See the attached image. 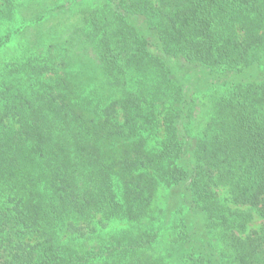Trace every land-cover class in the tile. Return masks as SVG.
<instances>
[{"label": "trees", "instance_id": "obj_1", "mask_svg": "<svg viewBox=\"0 0 264 264\" xmlns=\"http://www.w3.org/2000/svg\"><path fill=\"white\" fill-rule=\"evenodd\" d=\"M0 29V264H264V0H0Z\"/></svg>", "mask_w": 264, "mask_h": 264}, {"label": "rangeland", "instance_id": "obj_2", "mask_svg": "<svg viewBox=\"0 0 264 264\" xmlns=\"http://www.w3.org/2000/svg\"><path fill=\"white\" fill-rule=\"evenodd\" d=\"M54 22H55V20H52L48 24H51V23H54ZM0 31H1V29H0ZM15 46H16V44L13 43L9 47L5 48L4 51L0 52V59L1 58H8L10 55H12L13 54V47H15ZM15 52L16 51L14 50V53ZM205 102H206V98L199 97V103H198L199 104V109L197 110L196 118H195V121H194L195 126L197 128H200V127L203 126V119H205V115H206V113H205V108L206 107H205V104H204ZM161 206H162V203H160L158 205V208L161 207ZM260 224H261V219L258 218L257 220H255L253 222L252 225L259 226Z\"/></svg>", "mask_w": 264, "mask_h": 264}]
</instances>
